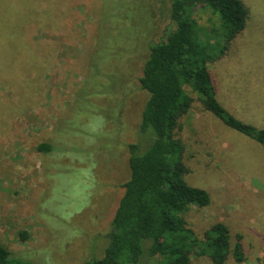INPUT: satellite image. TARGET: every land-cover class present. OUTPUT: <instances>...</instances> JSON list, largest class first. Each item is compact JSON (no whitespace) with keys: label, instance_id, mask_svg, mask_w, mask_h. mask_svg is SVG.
<instances>
[{"label":"rangeland","instance_id":"1","mask_svg":"<svg viewBox=\"0 0 264 264\" xmlns=\"http://www.w3.org/2000/svg\"><path fill=\"white\" fill-rule=\"evenodd\" d=\"M240 1L246 28L211 74L219 102L264 129V0ZM169 6L0 0V246L17 264L103 257L129 179L127 146L140 140L148 94L138 79L149 44L171 24ZM194 18L204 29L218 24L201 5ZM175 137L185 145L187 182L210 196L208 207L184 214L189 228L201 238L223 223L231 249L241 237L245 258L226 264H264L263 147L225 128L196 99ZM40 143L54 150L40 153ZM191 264L211 263L192 257Z\"/></svg>","mask_w":264,"mask_h":264},{"label":"trees","instance_id":"2","mask_svg":"<svg viewBox=\"0 0 264 264\" xmlns=\"http://www.w3.org/2000/svg\"><path fill=\"white\" fill-rule=\"evenodd\" d=\"M166 1L171 24L159 41L149 44L138 79L148 99L138 128L140 140L127 146L129 179L122 185L123 194L105 234L103 257L85 264H191L192 257L226 264L229 258L236 263L245 259L241 237L236 236L231 249L229 229L223 223L213 224L201 238L186 223L184 214L191 207H208L210 196L187 182L185 145L175 137V130L196 99L225 128L264 149V129L246 123L219 102L211 74L243 34L248 11L240 0ZM199 5L217 19V25L200 27L194 18ZM36 150L50 153L54 147L40 143ZM0 264H17L2 246Z\"/></svg>","mask_w":264,"mask_h":264}]
</instances>
